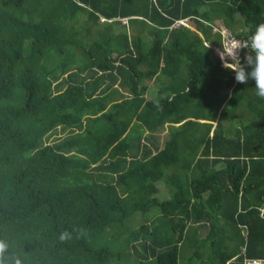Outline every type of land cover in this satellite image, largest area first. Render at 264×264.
<instances>
[{"label": "trees", "instance_id": "1", "mask_svg": "<svg viewBox=\"0 0 264 264\" xmlns=\"http://www.w3.org/2000/svg\"><path fill=\"white\" fill-rule=\"evenodd\" d=\"M188 18L202 26L170 30ZM259 23L264 0H0V238L10 252L23 264H179L184 242L197 264L264 260V99L205 45L221 47L206 25L247 40ZM169 169L179 210L162 215ZM74 227L88 235L61 243Z\"/></svg>", "mask_w": 264, "mask_h": 264}, {"label": "clouds", "instance_id": "2", "mask_svg": "<svg viewBox=\"0 0 264 264\" xmlns=\"http://www.w3.org/2000/svg\"><path fill=\"white\" fill-rule=\"evenodd\" d=\"M189 20L188 18L180 21L187 22ZM191 20L198 19L193 18ZM198 22L202 23L199 20ZM174 25L170 30L178 28L174 27ZM181 26H186L191 29L186 24ZM206 26L210 29L211 25ZM219 42L221 45L219 48L211 47V43L209 45L205 43V45L207 49L211 48L213 50L212 56L220 59L223 68L235 74L234 79L237 83L246 84L249 80H254L256 95L264 99V23H259L255 27L250 38V43L241 42L234 36H222ZM214 48H217L216 51ZM243 49H248V52L244 54L242 62L240 53ZM73 233H75L76 239H81L88 235V230L83 227H74L71 231L63 230L59 234V241L61 243L71 241L73 239ZM0 264H23L19 256L10 252L9 242L3 238H0Z\"/></svg>", "mask_w": 264, "mask_h": 264}, {"label": "rangeland", "instance_id": "3", "mask_svg": "<svg viewBox=\"0 0 264 264\" xmlns=\"http://www.w3.org/2000/svg\"><path fill=\"white\" fill-rule=\"evenodd\" d=\"M185 24L188 27H190L192 30H197V29H199L202 26V23H199L198 20H191V21L189 20V21L185 22ZM216 27L219 28V29L222 28L221 25L220 26H216ZM208 30H210V29L208 28ZM241 31L247 32L248 29L247 28H243V29H241ZM131 40H128L127 38H125V40H124L125 45L127 44V45H133L134 46L135 42H134L133 39H131ZM64 48H65L64 50L66 52H70L72 49L73 50H76V49H74V47H71V46H66ZM206 83H208V82L206 80H203L201 87L208 88L211 85L210 83L206 85ZM223 122H227L225 125L230 126V125L233 124L234 120L233 119H227V120H223ZM56 135H59L60 137H64V134H61V132H58V131H57V134ZM214 172L215 171H210V172H207L206 173V175H212V178H213L212 181L210 182V186H209L211 188V190L214 188L213 186L215 185V183H214L215 177H214V174H213ZM173 178H175L177 180V182L179 181V178L177 176H173L172 179ZM162 191H165V188L164 187L161 188V192ZM159 197L161 199H163V200H168V199L171 198L170 195H163V194H159ZM177 207H178L177 206V202L174 201V203H172L171 205H168L163 210V213L164 214H167V215H170V214L178 211V208ZM157 214L158 213L155 212V210L153 209L148 214L143 215V216L142 215H137L135 218H136V220H138V223L140 224L141 222L144 223V222L148 221L149 219H151L152 216L155 217ZM140 220H141V222H140ZM206 226H207V223H206ZM196 228H198V225H197ZM202 231H203V229L201 230V232L198 230V232H200V237L201 238H204L205 235L207 234V232L206 231L202 232ZM170 233H171L170 227L169 226H165V227H162V228L157 229L156 232H155V234H154V237L157 240V239H160L162 237H165V236L169 235ZM224 233H226L225 236L227 234H229L228 228L226 229V231ZM181 248L182 249H181V256H180V259H179V264H197V262L194 259H191V255L193 253V251L191 250V248L188 245L184 244V242L182 243Z\"/></svg>", "mask_w": 264, "mask_h": 264}, {"label": "crops", "instance_id": "4", "mask_svg": "<svg viewBox=\"0 0 264 264\" xmlns=\"http://www.w3.org/2000/svg\"><path fill=\"white\" fill-rule=\"evenodd\" d=\"M218 26V25H217ZM207 81V80H206ZM207 84H209V83H206V85ZM201 85H202V83H201ZM119 90V89H118ZM119 92L121 93V94H123V92L122 91H120L119 90ZM112 103H114V102H112ZM112 103H111V105H112ZM177 107V106H176ZM178 108V107H177ZM183 109V108H182ZM178 110H180V111H182L180 108H178ZM200 123H203V121H200ZM176 127H178V125H176ZM168 129H169V125L167 124V125H165L163 128H161L158 132H156L155 134H154V136H153V144L151 145V146H154V150L157 148L158 149V151H162L163 149H164V143H165V141L166 140H168V138H169V131H168ZM196 165V164H195ZM197 166V165H196ZM200 171H202V170H200ZM211 171H215V172H217V169H213V170H211ZM168 173H169V182H168V185L166 186L165 184H163V185H159V194H163V195H170L171 196V198L170 199H168V205H171L172 203H174V201H176L177 202V208H178V210H179V204H178V197L177 196H174V192H176V191H181V189H182V186H181V181H180V177H179V175H178V173L177 172H175L174 170H170L169 169V171H167ZM210 172V171H209ZM205 174L207 173V172H204ZM173 176H177L178 178H179V181L177 182V180L175 179V178H173L172 179V177ZM180 182V183H179ZM165 188V191H162L161 192V188ZM158 194V195H159ZM167 205V206H168ZM166 206V207H167ZM166 207H164L163 208V210L166 208ZM163 210H162V212H161V214L162 215H164V213H163ZM262 211H264L263 209H260V213H261V215H262ZM173 214V213H172ZM245 228V227H244ZM244 228H241V230L243 231L242 233H243V235H245V229ZM199 233V235H200V232H198ZM226 264H230V262H228V263H226Z\"/></svg>", "mask_w": 264, "mask_h": 264}, {"label": "built area", "instance_id": "5", "mask_svg": "<svg viewBox=\"0 0 264 264\" xmlns=\"http://www.w3.org/2000/svg\"><path fill=\"white\" fill-rule=\"evenodd\" d=\"M180 25H185V21H178V22H176L175 25H174V27H179ZM210 31H211V33H218V34H220L221 37L222 36L223 37H230V36H232V34L229 31H227L226 29H224V28L219 29V28H216L214 26H210ZM239 41H241V42H249L250 43V37L247 40H239ZM214 49L216 51L217 48H214ZM246 52H248V49H243V50H241L240 55L242 57H244V54ZM221 66H222V64H221ZM244 264H264V260H262V259L245 260L244 261Z\"/></svg>", "mask_w": 264, "mask_h": 264}]
</instances>
